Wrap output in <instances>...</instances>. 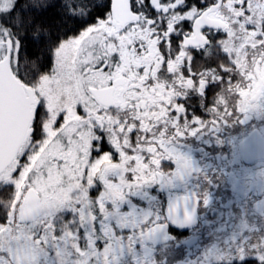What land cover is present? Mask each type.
Here are the masks:
<instances>
[{"label": "snow or ice", "instance_id": "obj_1", "mask_svg": "<svg viewBox=\"0 0 264 264\" xmlns=\"http://www.w3.org/2000/svg\"><path fill=\"white\" fill-rule=\"evenodd\" d=\"M65 3L81 26L40 63L24 54L39 25L0 0V264H124L146 236L128 201L176 155L180 100L239 83L242 57L264 65V0ZM211 56L215 67L201 63Z\"/></svg>", "mask_w": 264, "mask_h": 264}, {"label": "flooded vegetation", "instance_id": "obj_2", "mask_svg": "<svg viewBox=\"0 0 264 264\" xmlns=\"http://www.w3.org/2000/svg\"><path fill=\"white\" fill-rule=\"evenodd\" d=\"M26 1L24 8L31 11L32 0ZM201 63L215 67V57ZM239 76L244 79L231 87L214 85L215 90L191 92L180 100L187 115L176 118V131L183 139L173 142L176 155L165 156L162 166L174 176V185L162 193L157 185L154 191L161 203L157 219L163 216L169 241L164 235L162 242L155 239L160 231L151 233L155 242H146L145 250L153 259L165 245L203 264H264V65L256 67L242 57ZM249 80L256 102L242 104L236 93L248 97ZM174 135L169 127L168 136ZM178 199L190 201L184 210L191 209V201L196 205L193 225L171 220L168 211ZM123 261L127 264L126 255Z\"/></svg>", "mask_w": 264, "mask_h": 264}, {"label": "rangeland", "instance_id": "obj_3", "mask_svg": "<svg viewBox=\"0 0 264 264\" xmlns=\"http://www.w3.org/2000/svg\"><path fill=\"white\" fill-rule=\"evenodd\" d=\"M35 8L36 7H34L33 10H35ZM159 171L161 174V177H160L161 179L158 183L146 185L139 193L136 194L134 201L133 200L128 201V205H130L132 208L136 209L137 217L140 219V224L136 225V228L143 229L146 233V236H145L144 241L139 240V238H137V243L131 252L127 251V249L125 250L127 264H136L137 261L142 260L140 258L144 259L146 255L148 257H150L151 259H153L152 256L150 255V253L146 252L145 244L148 241H151V240H152V242L154 241V239L152 237L153 234H151L154 231H156V230L160 231L161 232L160 234L164 235L166 237V240L169 241V236L166 233L167 232L166 225H165V223L162 222L163 216H161L160 219H157V216H158L157 212H160V209H159L160 207L157 208V203L159 205H161V203H159L156 196L154 195L155 194L154 191H155V187H157V185H158V189H160L159 192L162 193L164 191L167 192V190L169 191L174 185V181H172L174 179V176L172 174L168 173L167 170L163 169L162 167L159 168ZM123 207H124V205H122V208ZM145 219H147L149 221V224H144ZM101 223H103V222H101ZM149 227L152 228V231L150 234H147V229ZM244 229H245V227H244ZM121 232H122V235L124 237H127V233H123V230H121ZM84 234H85L84 237L88 236L87 233H84ZM240 235L242 236V234H240ZM96 238L100 239L101 237L97 234ZM244 238L247 239L248 236H244ZM234 239H238V237L234 236ZM86 240H87V238H86ZM240 241L243 242V240H240ZM81 242H83V241H81ZM126 244H127V239H126L125 245ZM84 249L88 250V246L86 243H84ZM53 251H55V249H53ZM159 252L160 253L154 257L155 259L157 258L159 264H203L202 263L203 261H201V260H195L194 258L191 259L190 257H186L184 255L181 256V255L177 254V252L174 251L173 247H171V246L166 247L164 245L160 248ZM155 259H153V260H155ZM52 261H53V264H55V261H56L55 256L52 257Z\"/></svg>", "mask_w": 264, "mask_h": 264}, {"label": "trees", "instance_id": "obj_4", "mask_svg": "<svg viewBox=\"0 0 264 264\" xmlns=\"http://www.w3.org/2000/svg\"><path fill=\"white\" fill-rule=\"evenodd\" d=\"M79 2V0H77ZM18 5H26V0H18ZM35 3L39 7L32 6L31 11L23 8V13H30L31 22L33 25H39L41 29V36L36 38L41 43L36 46H32L30 42V33H26L24 36V50L32 60L39 59L40 63H44L47 59L46 46L49 40H55L65 32H69L72 29L78 31L81 26L80 18L78 16L73 17L67 10L68 5L65 0H35ZM27 35L28 38H27ZM27 46V49L25 48Z\"/></svg>", "mask_w": 264, "mask_h": 264}, {"label": "water", "instance_id": "obj_5", "mask_svg": "<svg viewBox=\"0 0 264 264\" xmlns=\"http://www.w3.org/2000/svg\"><path fill=\"white\" fill-rule=\"evenodd\" d=\"M185 204L190 205V201L187 199L174 200L168 212L172 221L186 222V224H188L187 226H190L193 225L195 220L196 205L191 201V209L188 207L187 210H184ZM154 237L157 241L162 242L164 240L163 235L160 234V232H156Z\"/></svg>", "mask_w": 264, "mask_h": 264}]
</instances>
